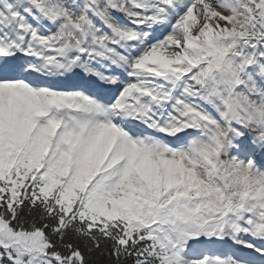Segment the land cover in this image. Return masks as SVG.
I'll list each match as a JSON object with an SVG mask.
<instances>
[{"label":"snow or ice","instance_id":"obj_1","mask_svg":"<svg viewBox=\"0 0 264 264\" xmlns=\"http://www.w3.org/2000/svg\"><path fill=\"white\" fill-rule=\"evenodd\" d=\"M0 264H264V0H0Z\"/></svg>","mask_w":264,"mask_h":264}]
</instances>
